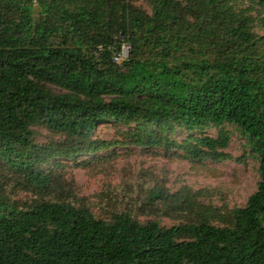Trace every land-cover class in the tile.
<instances>
[{
	"label": "trees",
	"instance_id": "1",
	"mask_svg": "<svg viewBox=\"0 0 264 264\" xmlns=\"http://www.w3.org/2000/svg\"><path fill=\"white\" fill-rule=\"evenodd\" d=\"M233 1L0 0V264H264V31ZM248 1L264 29V0ZM122 44L128 59L116 64ZM107 123L136 128L95 139ZM208 125L236 127L259 163L256 190L224 214L184 188L153 189L141 207L193 213L184 223L129 210L97 218L50 165L118 145L231 160L223 131L182 143L163 135ZM16 192L32 201L18 204Z\"/></svg>",
	"mask_w": 264,
	"mask_h": 264
},
{
	"label": "rangeland",
	"instance_id": "2",
	"mask_svg": "<svg viewBox=\"0 0 264 264\" xmlns=\"http://www.w3.org/2000/svg\"><path fill=\"white\" fill-rule=\"evenodd\" d=\"M232 4L235 10L255 18L253 29L262 35L264 29L260 28L258 22L262 16L261 9L248 0H234ZM136 5L147 8L142 2ZM135 128V124L124 126L107 123L97 128L94 138L121 141L123 131ZM35 130L36 143L45 144L50 140L45 129L39 127ZM221 131L229 136L226 152L232 159L218 163L191 160L178 150L118 145L93 156H80L72 161H51L50 165L63 167L66 177L72 178L75 183L78 203L90 208L97 218L109 219L114 213L129 210L140 222L155 219L168 228L186 222L188 216H195L193 213L174 211L171 204L167 207L158 204L153 214H147L141 207L145 208L142 204L148 202V192L153 189L173 194L186 188L192 194L198 193L196 202L201 207L222 214L243 207L247 198L256 190L259 163L251 154L247 138L236 127L208 125L193 131L173 127L172 130H164L163 135L169 141L182 143L190 137L216 138ZM0 173H5L1 166ZM10 196L18 204L32 201V196L23 192L12 193ZM211 222L221 225L215 218Z\"/></svg>",
	"mask_w": 264,
	"mask_h": 264
},
{
	"label": "clouds",
	"instance_id": "3",
	"mask_svg": "<svg viewBox=\"0 0 264 264\" xmlns=\"http://www.w3.org/2000/svg\"><path fill=\"white\" fill-rule=\"evenodd\" d=\"M129 49H130V45H128V44H122L121 45V51H120L121 62L126 61L128 59Z\"/></svg>",
	"mask_w": 264,
	"mask_h": 264
},
{
	"label": "built area",
	"instance_id": "4",
	"mask_svg": "<svg viewBox=\"0 0 264 264\" xmlns=\"http://www.w3.org/2000/svg\"><path fill=\"white\" fill-rule=\"evenodd\" d=\"M128 53H129V51H128ZM113 62L116 64L121 63L120 52L113 56Z\"/></svg>",
	"mask_w": 264,
	"mask_h": 264
}]
</instances>
